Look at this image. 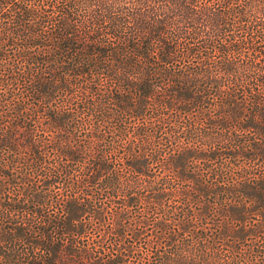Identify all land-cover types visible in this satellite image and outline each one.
<instances>
[{
    "label": "trees",
    "instance_id": "1",
    "mask_svg": "<svg viewBox=\"0 0 264 264\" xmlns=\"http://www.w3.org/2000/svg\"><path fill=\"white\" fill-rule=\"evenodd\" d=\"M0 264H264V0H0Z\"/></svg>",
    "mask_w": 264,
    "mask_h": 264
}]
</instances>
